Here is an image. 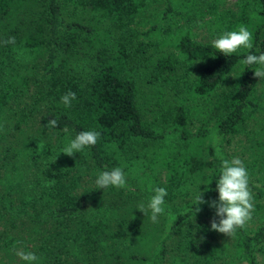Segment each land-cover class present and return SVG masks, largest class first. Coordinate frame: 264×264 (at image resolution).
Masks as SVG:
<instances>
[{"label":"trees","instance_id":"1","mask_svg":"<svg viewBox=\"0 0 264 264\" xmlns=\"http://www.w3.org/2000/svg\"><path fill=\"white\" fill-rule=\"evenodd\" d=\"M69 1L80 8L71 18ZM224 4L0 0V252L23 245L34 264H264V79L240 63L264 53V0ZM203 24L217 38L246 26L253 47L225 56L197 39ZM155 40L175 51H146ZM140 82L152 84L148 107ZM69 90L76 99L66 107ZM192 113L206 126L192 131ZM88 130L101 133L94 146L62 153ZM240 132L259 135L243 165L260 220L221 242L215 209L196 211L195 197L218 200L221 157L235 155ZM116 167L127 186L98 189V174ZM155 187L167 196L153 223L137 208Z\"/></svg>","mask_w":264,"mask_h":264},{"label":"clouds","instance_id":"2","mask_svg":"<svg viewBox=\"0 0 264 264\" xmlns=\"http://www.w3.org/2000/svg\"><path fill=\"white\" fill-rule=\"evenodd\" d=\"M252 34L246 26H239L238 30L224 32L217 39L212 41V46L230 56L236 53L241 47L251 49ZM5 43H15V38L10 37ZM240 63L248 66L258 65L254 70V76L264 79V53L259 55L248 54ZM76 99V93L69 90L61 97V101L66 107H71V102ZM48 128L58 127V119H50L47 124ZM101 133L88 130L79 132L70 144L63 149L64 154L73 156L76 152L82 151L86 146H94ZM221 149L217 148L219 154ZM98 189H106L110 186L124 188L127 186V179L124 171L120 167L113 168L110 171H103L98 174L95 181ZM216 191L219 193L218 200L206 201L204 194L200 192L195 197L196 211L198 207L207 203L210 208L215 209V217L211 221V229L229 237L235 234L237 228H244L247 221L251 220V213L254 211V197L249 188V174L243 162L239 158L231 160L221 157L220 176L217 180ZM167 191L163 187H155L154 195L151 196L147 207L140 204L137 209L148 215L151 210L153 223L158 222V215L164 213L165 197ZM15 254L26 264H34L38 260L36 254L32 251L16 250Z\"/></svg>","mask_w":264,"mask_h":264},{"label":"rangeland","instance_id":"3","mask_svg":"<svg viewBox=\"0 0 264 264\" xmlns=\"http://www.w3.org/2000/svg\"><path fill=\"white\" fill-rule=\"evenodd\" d=\"M238 0H225V6L227 7H231V8H235V3L237 2ZM68 8H69V11H67V14L69 16V18H71L73 16V12L75 13V15L78 14V12L80 11V8H75L74 7V4L72 2H68ZM192 11V10H190ZM184 13H186L184 11ZM182 20H180V23L181 24H185L188 22L186 21V19H183V18H180ZM189 25V24H188ZM145 27V26H144ZM143 26H139V29L140 30H144ZM193 30H195L198 34H197V39L202 41V42H212L214 39H217V37L215 36L213 32V30L208 27L206 24H203L202 26H199V27H193ZM141 38H145L144 36H142ZM146 39V38H145ZM148 41V39H146ZM149 43V41H148ZM159 45V41L158 40H155L153 41V44L150 43V45L146 48V51L148 52H151V53H154V52H157V53H161V52H164V51H175L173 48H172V45L171 44H168L166 48H163L161 51L156 49V46ZM207 62V60H200V61H197L195 63V69L193 70L192 74H196L197 71ZM181 73H183L182 70H180ZM36 77H40V76H36ZM152 84H148V82L146 83H142L140 82V89H141V92L139 93V99H140V103L142 104L141 106H143V100H141V97H143L144 94H148V96L146 97V102L148 104V101L151 100V97H152V93L150 92L151 91V86ZM30 86H31V93L34 94L35 90L37 89V85H36V78H34V76H32L31 80H30ZM152 87V86H151ZM153 96H154V93H153ZM28 99H29V103L32 101L31 100V97H32V94H30L29 96H27ZM161 97V96H160ZM146 106L148 107L149 104ZM188 104L191 105V107L193 106V103L191 100H188ZM187 105V104H186ZM147 114L149 116H151V113L147 112ZM190 126L189 128L192 130V131H195L197 130L199 127H205V123L203 122V120H201V118L199 116H197L196 114L192 113L190 114ZM37 126H40V124H37ZM259 136V135H258ZM258 136H254L253 134L251 133H247V134H243L241 135V132L238 133L235 138L233 139L232 143H233V149H234V152L232 153H235V155H232V157H230L231 159L233 158H239L242 162L244 161V159H247L249 162V160H253L255 159V156L252 155V150H251V143L252 141L256 142V139H254V137H257ZM260 139V138H259ZM263 139V138H261ZM241 141H244L243 143H241ZM250 141V142H249ZM232 149V150H233ZM244 164V162H243ZM260 185H264L263 182H260ZM251 220L247 221V223H250V225H256V223H259V220H260V215H256L254 216L252 213H251ZM21 221L18 220V222L16 223V225H18V227L20 229H22L23 227L21 226V224L19 223ZM219 237V238H218ZM217 238L221 241V242H224V241H229L230 240V237L225 235V234H222V233H219ZM23 245H15V248H11V251L8 252L6 250L4 251H1L0 252V264H26L24 261H22L16 254V250H24L23 247H21ZM263 260H262V257L260 258V263H262Z\"/></svg>","mask_w":264,"mask_h":264}]
</instances>
